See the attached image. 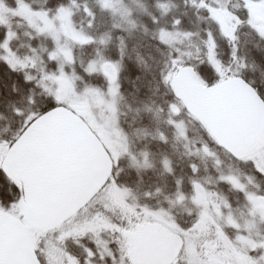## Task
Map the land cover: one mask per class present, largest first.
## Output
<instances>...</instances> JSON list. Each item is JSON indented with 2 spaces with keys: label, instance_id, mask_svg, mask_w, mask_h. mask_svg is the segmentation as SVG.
<instances>
[{
  "label": "trees",
  "instance_id": "obj_1",
  "mask_svg": "<svg viewBox=\"0 0 264 264\" xmlns=\"http://www.w3.org/2000/svg\"><path fill=\"white\" fill-rule=\"evenodd\" d=\"M21 1L49 17L61 10L70 11L75 28L88 37V41L71 46L70 67L78 78L75 83L78 89L109 88L105 74L89 71L94 61L117 67L118 126L128 152L115 163L108 184L115 183L129 192V205L135 214L114 212L110 217L95 202L86 211L88 216L107 214L111 219L112 229L102 234V237L112 234L114 238L113 243H105L107 263L122 255V228L135 233L154 222L145 216L147 212L161 215L163 221L157 223L175 233L180 232L174 231L173 226L187 234L196 230L200 211L194 203V194L199 187L219 193L233 208L239 207L246 201L245 194L226 180L233 175L239 176L251 192L264 197V171L253 164L252 156L243 160L232 157L214 139L206 124L187 111L172 88L179 71L192 67L204 86L240 77L264 100V62L259 55H253L264 53V38L248 26L246 0H137L142 11L139 17L125 15L132 8L128 0H113L114 12L108 14L100 5L102 0ZM0 2L8 9L0 22V142L8 149L35 118L65 104L38 82L37 68L44 67L46 62L33 67L28 61L40 53L33 51L40 42L35 29L18 11H13L16 0ZM217 10L238 16L240 22L237 20L231 37L221 34L214 20ZM6 50L14 57L12 62L6 59ZM47 67L54 71L57 65L48 61ZM174 123L183 124L188 141L179 135ZM2 160L0 157V212L25 223L22 186L3 173ZM219 226L223 233L232 234ZM31 232L41 258L43 233L35 228ZM216 232L212 227L210 234L201 233L198 242L216 241ZM53 234L52 251L56 253L55 247L62 245L56 243ZM182 237L186 242V237ZM88 241V238H68L63 249L86 264L85 256L74 246L75 242L82 246L86 243L93 248L96 262H103L99 257L105 248ZM125 254V264H131L129 252ZM181 257L176 264H180Z\"/></svg>",
  "mask_w": 264,
  "mask_h": 264
},
{
  "label": "water",
  "instance_id": "obj_2",
  "mask_svg": "<svg viewBox=\"0 0 264 264\" xmlns=\"http://www.w3.org/2000/svg\"><path fill=\"white\" fill-rule=\"evenodd\" d=\"M172 88L187 111L204 122L232 157L264 148V100L240 77L204 86L192 67ZM3 173L21 184L26 222L0 213V264H41L30 228L51 231L89 204L112 177L114 161L99 137L74 111L58 106L35 118L12 143ZM183 238L160 223L142 227L130 248L132 264H173Z\"/></svg>",
  "mask_w": 264,
  "mask_h": 264
},
{
  "label": "rangeland",
  "instance_id": "obj_3",
  "mask_svg": "<svg viewBox=\"0 0 264 264\" xmlns=\"http://www.w3.org/2000/svg\"><path fill=\"white\" fill-rule=\"evenodd\" d=\"M114 2L113 0H102L100 5L104 8V13L114 12L111 8ZM128 2L133 9L130 8V11L124 14L139 17L142 11L138 1L128 0ZM245 4L248 6L245 14L248 17L249 28L257 31L264 38V0H246ZM4 10L8 11L6 5L0 2V22L4 21L6 15ZM13 11H18L27 20V23L35 29L38 36L37 41H40L33 48V51H40V53L35 52L37 57L28 60L33 67L37 63L46 62L44 67L42 65L37 68L39 84L55 96L60 103L65 104L62 106L74 111L90 126L109 151L115 165L120 156L128 152L126 139L118 126L119 94L115 84L116 65L94 61L89 66V71H100L108 78L110 86L106 91L88 86L78 89L79 85L75 84L78 78L75 76L73 68L70 67L72 63L71 46L75 43L86 42L89 39L75 28L72 13L68 10H61L53 17H49L29 8L21 0H16ZM234 19L236 21H233ZM214 20L219 25L221 34L230 37L235 31L237 20L240 22L238 16L225 10L215 11ZM6 51V59L12 62V59L14 60L13 55L8 50ZM48 61L57 65L56 70H47ZM174 124L179 135L188 141L183 124ZM7 150V145L0 142V157H4ZM250 160L259 170L264 171V150L253 155ZM226 180L244 192L245 203L233 208L231 203L219 193L202 187L197 188V192L194 194V203L200 211V221L196 230L187 234L173 226L174 231L180 232L178 234L186 237L180 264L264 263V197L251 192L239 176L230 175ZM247 182H250L249 179ZM97 204L103 206L109 214L114 212L117 214H135L133 206L129 205V192L118 187L115 183L106 186L98 197ZM135 216L137 217V213ZM145 216L154 222L163 221L161 215L155 213L147 212ZM80 219H74L67 227L65 226V238L80 239L86 237L96 243V246H101L104 249L106 240L109 238L107 235L102 237V234L104 231L112 229L109 216L98 214L92 219H85V217ZM219 224L230 230L232 234L223 233ZM212 227L218 231L215 234L218 240L200 244L198 242L200 234H210ZM36 237L39 238L38 235ZM79 245L76 242L75 247L78 248ZM252 249L256 252L249 254ZM105 251L108 253L105 248L99 258L105 257ZM83 253L87 255L86 258L92 257V252L89 250ZM56 261H54L55 264H79L77 257L72 254L69 257L61 258V262Z\"/></svg>",
  "mask_w": 264,
  "mask_h": 264
},
{
  "label": "flooded vegetation",
  "instance_id": "obj_4",
  "mask_svg": "<svg viewBox=\"0 0 264 264\" xmlns=\"http://www.w3.org/2000/svg\"><path fill=\"white\" fill-rule=\"evenodd\" d=\"M108 185V184H107ZM106 185V186H107ZM106 186L101 190V192L89 203V204H87L83 209H81L75 216H73L71 219H69L68 221H66L65 223H63L62 225H60L59 227H57V228H55V229H53V230H51V231H47V232H41V233H43V243H42V250H43V255H42V257L40 258L39 257V254L37 253V255H38V258H39V260H40V262H41V264H51V262H53V261H60L61 262V258H65L66 256L67 257H69V256H71V254L69 253V252H66L64 249H63V244H64V241L66 240V239H68V238H72V237H66L65 238V235H66V233L64 232V229H65V226L67 227V225L68 224H70V222L71 221H73L74 219H80V220H82V219H84V217H85V219H92L93 217L92 216H85V215H87V213H86V211L88 210V209H90L91 207V204H94V202L96 203V201H97V199H98V197L102 194V192L105 190V188H106ZM142 227H140L139 229H138V231L137 232H139V230L141 229ZM171 230V229H170ZM137 232H135V233H130L129 231H127L125 228H122L121 229V232H120V243H121V256L120 257H118V258H111L110 260L111 261H109V263H107L106 261H105V259H106V255H105V257L104 258H99V260L100 261H103V262H101V263H98V262H96V259H95V257L93 258V254H95L94 252H93V248H91L90 246H87V244L85 243L84 244V246H82L80 243V245L78 246V248H77V252L78 253H80V255H82V256H85V262H86V264H125V259H126V254H125V251H126V253H128L129 252V256H130V248H131V245H132V240H133V237L136 235V233ZM173 232V231H172ZM53 233H55L56 234V237H55V239L57 240L56 241V243H58V244H61L62 245V248L61 247H55V250H57V252L55 253L54 251H52V238H53ZM175 233V232H174ZM175 234H178V233H175ZM108 236V238H109V240H106V241H109L110 243H113V240H114V238H113V235L112 234H108L107 235ZM106 237V236H105ZM85 239H86V237H84ZM107 238V239H108ZM72 239H74V238H72ZM117 239H118V237H117ZM88 243L90 244V245H94V246H96V243H94L91 239H89L88 238ZM104 240H105V238H104ZM54 242V241H53ZM78 243V242H77ZM75 244H76V242L74 243V246H75ZM88 244V245H89ZM36 246V245H35ZM183 246H184V244H183ZM95 248V247H94ZM90 251V252H92V257H88V258H86L87 257V255L85 254V253H83V252H86V251ZM124 250V251H123ZM183 250V249H182ZM37 251V250H36ZM181 255H182V251H181V254H180V256H179V258L181 257ZM74 257H75V255H74ZM179 258L175 261V263H173V264H176L177 263V261L179 260ZM77 260H78V262H79V264H81V259H79V257H77ZM130 260H131V258H130ZM56 261V262H57ZM93 261H95V262H93ZM105 261V262H104ZM131 264H132V262H131Z\"/></svg>",
  "mask_w": 264,
  "mask_h": 264
},
{
  "label": "snow or ice",
  "instance_id": "obj_5",
  "mask_svg": "<svg viewBox=\"0 0 264 264\" xmlns=\"http://www.w3.org/2000/svg\"><path fill=\"white\" fill-rule=\"evenodd\" d=\"M238 50V49H237ZM253 55L256 56V55H259L260 59L262 62H264V53H256V52H253ZM95 257V254H93V258Z\"/></svg>",
  "mask_w": 264,
  "mask_h": 264
}]
</instances>
